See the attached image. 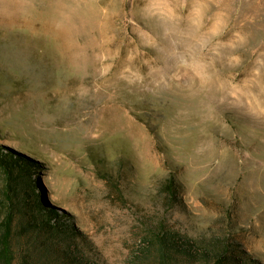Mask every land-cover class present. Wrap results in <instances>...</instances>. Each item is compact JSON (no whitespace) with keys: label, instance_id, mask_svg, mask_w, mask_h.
I'll return each mask as SVG.
<instances>
[{"label":"rangeland","instance_id":"374dc122","mask_svg":"<svg viewBox=\"0 0 264 264\" xmlns=\"http://www.w3.org/2000/svg\"><path fill=\"white\" fill-rule=\"evenodd\" d=\"M5 154L39 162L14 264H170L158 230L264 264V0H0V198Z\"/></svg>","mask_w":264,"mask_h":264},{"label":"trees","instance_id":"16d2710c","mask_svg":"<svg viewBox=\"0 0 264 264\" xmlns=\"http://www.w3.org/2000/svg\"><path fill=\"white\" fill-rule=\"evenodd\" d=\"M22 158L13 156L11 154H5L2 157L4 165L9 172V182L5 187V196L0 198V264H14L15 250L12 245V239L14 238V226L18 220L19 208L22 205V195L18 197L15 191L23 186L26 189L34 190L35 178L33 173L39 172V162L32 157L20 155ZM13 168H10L11 166ZM17 168V171L14 169ZM27 183V187L25 185ZM39 182L37 185L39 186ZM176 178H168L164 183V188L167 190L168 197L171 202L176 198ZM59 216L60 213L54 209L50 210L49 216ZM50 220L44 219H30L28 221L27 233H30L33 227H38L42 231L50 232L55 227ZM156 236H152L150 241L152 244L148 246L155 247L157 253L162 258L170 259V264H178L180 261L200 262L201 264H247L246 258L244 259L245 251L237 249L231 251L230 245L227 244L221 237L214 236L215 240H203L204 244L196 240L200 245L201 251L198 252L195 247L194 240L186 239L175 232L170 231H156ZM46 245L55 246L52 249L53 252L61 253L55 257L50 252L45 253L47 261L50 264H85V258L82 254L75 251L72 246L74 243L67 241L64 244H60L56 241V235H44ZM51 242V243H49ZM62 249V251L60 250ZM36 257L31 254L24 255L22 257V264H38L34 261ZM244 259V261H242ZM37 260V259H36ZM261 264L257 260L251 261L250 264Z\"/></svg>","mask_w":264,"mask_h":264},{"label":"water","instance_id":"95a60500","mask_svg":"<svg viewBox=\"0 0 264 264\" xmlns=\"http://www.w3.org/2000/svg\"><path fill=\"white\" fill-rule=\"evenodd\" d=\"M9 177H10V176H9V173H8V182H9Z\"/></svg>","mask_w":264,"mask_h":264}]
</instances>
